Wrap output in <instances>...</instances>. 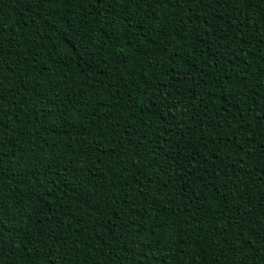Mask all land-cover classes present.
I'll list each match as a JSON object with an SVG mask.
<instances>
[{
	"label": "trees",
	"instance_id": "obj_1",
	"mask_svg": "<svg viewBox=\"0 0 264 264\" xmlns=\"http://www.w3.org/2000/svg\"><path fill=\"white\" fill-rule=\"evenodd\" d=\"M32 4L0 0V264H264V0Z\"/></svg>",
	"mask_w": 264,
	"mask_h": 264
},
{
	"label": "snow or ice",
	"instance_id": "obj_2",
	"mask_svg": "<svg viewBox=\"0 0 264 264\" xmlns=\"http://www.w3.org/2000/svg\"><path fill=\"white\" fill-rule=\"evenodd\" d=\"M28 7H32V0H25ZM41 2H44V0H41ZM49 3H63V4H75L77 7L83 6L86 8L89 15H93L92 8H95V14L94 16L99 17V23L104 24L105 20L108 19V16L111 13V10L113 8H127L129 10L132 9H142L143 6H148L150 8V14L151 12L156 11V7L164 6L166 3V0H47ZM201 3L204 2V0H200ZM176 3H179V0H176ZM155 6V7H154ZM134 18V17H130ZM186 25L184 24V21L181 20L177 24V28L180 31H183ZM186 39V37H185ZM87 54V53H85ZM71 55V53H69ZM235 98L242 99V94L237 95ZM232 105H229L231 107ZM180 105L177 104V108L179 109ZM225 112H227V107L225 108ZM178 115H187V112H178ZM64 116L59 111H49L46 115L42 118V123L46 125H52V126H59L60 123L63 121ZM224 121H228V117L225 116ZM141 138L137 137L135 141H133L134 145V154L138 153L144 145L141 144ZM219 150V149H217ZM204 164H207L208 161H203ZM162 167H166L168 171H171V165H163ZM167 175V172L165 173ZM220 174H224V170H220ZM177 175L179 173L177 172ZM165 187H167V184H165ZM158 219V218H157ZM187 223L186 221H181L176 218L175 214H173L171 217L165 218L163 220H160L158 224L155 225V227L162 229L161 235L168 234L171 236V239L174 241L180 240L182 237H180L178 234L183 230L186 231L187 229ZM135 253L139 255H145L146 250L144 247L137 245L135 247ZM14 255V253H12ZM3 253L0 252V256H2ZM42 255V253L37 252V256L39 257Z\"/></svg>",
	"mask_w": 264,
	"mask_h": 264
}]
</instances>
